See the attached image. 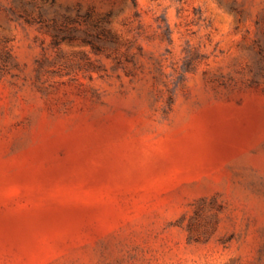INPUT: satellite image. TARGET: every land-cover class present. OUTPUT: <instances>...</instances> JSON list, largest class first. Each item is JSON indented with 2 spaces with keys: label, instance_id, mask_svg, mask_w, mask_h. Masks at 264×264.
Wrapping results in <instances>:
<instances>
[{
  "label": "rangeland",
  "instance_id": "1",
  "mask_svg": "<svg viewBox=\"0 0 264 264\" xmlns=\"http://www.w3.org/2000/svg\"><path fill=\"white\" fill-rule=\"evenodd\" d=\"M0 264H264V0H0Z\"/></svg>",
  "mask_w": 264,
  "mask_h": 264
},
{
  "label": "trees",
  "instance_id": "2",
  "mask_svg": "<svg viewBox=\"0 0 264 264\" xmlns=\"http://www.w3.org/2000/svg\"><path fill=\"white\" fill-rule=\"evenodd\" d=\"M132 2L134 3V0H132ZM29 5V4H28ZM39 17H40V19L42 20V13H39ZM102 21H106V20H102ZM65 36H63V35H61L59 32H56L55 33V39H56V41H59V40H61V39H63ZM85 41L87 42V43H89L90 45H92L94 48L96 47L95 46V40L93 39V38H90V37H87V38H85Z\"/></svg>",
  "mask_w": 264,
  "mask_h": 264
}]
</instances>
